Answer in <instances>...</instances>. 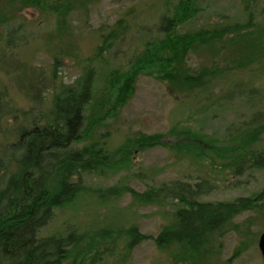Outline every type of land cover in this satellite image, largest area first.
I'll return each instance as SVG.
<instances>
[{
	"label": "trees",
	"instance_id": "16d2710c",
	"mask_svg": "<svg viewBox=\"0 0 264 264\" xmlns=\"http://www.w3.org/2000/svg\"><path fill=\"white\" fill-rule=\"evenodd\" d=\"M4 1L17 5L19 11L28 6L55 14L59 32L73 7L69 0ZM171 7L159 17L156 34L142 44L125 69L108 68L100 75L95 61H102L103 53L110 51L125 32L122 20L116 22L101 38L97 54L84 61L72 83L51 80L45 112L33 108L19 111L0 85V264H99L106 252H118L120 247L129 255L148 240L158 250L166 251L172 264H210L212 243L233 226L232 220L255 208L264 210V188L254 197L208 203L199 199L216 186L205 180L193 184L170 180L141 193L122 183L105 188L87 185L85 177L127 169L135 150L144 152L155 147L173 149L199 161L219 158L222 167L235 176L247 170L264 172V150L253 148L264 135V122L258 118L242 130L229 128L219 144L206 135L176 130L171 132L172 143L162 134H139L111 150L98 136V129L131 99L141 75L166 83L177 94H191L207 91L213 80L224 75V69L202 66L192 70L187 64L190 53L219 54L234 46L241 55L234 61L235 70H240L264 52L261 29L252 19L182 32L180 29L190 26L198 16V0H176ZM3 15L6 13L1 17L4 20ZM16 30L4 35L6 49L20 45ZM4 60L0 51L1 70ZM13 77L33 105L44 101L46 84L23 73ZM10 117L19 121L13 130L3 127ZM124 195L141 205H170L168 224L156 236L142 234L136 226L103 228L93 233L68 226L63 233L41 235L56 211L73 206L82 196L107 202Z\"/></svg>",
	"mask_w": 264,
	"mask_h": 264
},
{
	"label": "rangeland",
	"instance_id": "374dc122",
	"mask_svg": "<svg viewBox=\"0 0 264 264\" xmlns=\"http://www.w3.org/2000/svg\"><path fill=\"white\" fill-rule=\"evenodd\" d=\"M73 7L67 14L62 31L57 30L55 14L26 6L19 11L17 5L0 1V51L4 55L0 69V85L19 111L31 108L46 111L50 98L51 80L70 84L78 76L84 61L97 54L101 38L122 20L125 32L110 51L103 53L102 61L96 60L98 72L109 68L125 69L142 44L156 34L157 22L165 10L171 9L176 0H69ZM52 3V1H51ZM201 10L194 22L183 29L199 26L211 27L226 22L252 23L261 29L264 44V0H198ZM6 5V6H5ZM4 20L1 18L5 14ZM124 22V23H123ZM253 28V27H252ZM16 30L20 45L3 47L4 35ZM236 50V48H235ZM234 46L226 47L219 54L190 53L187 64L192 70L202 66L224 69L221 77L213 80L206 91L177 94L166 83L141 75L134 93L127 103L98 129V136L108 149H115L126 139L139 134H162L172 143V131L190 130L218 140L226 138L227 130L244 129L253 118L264 122V52L247 68L236 69L239 58ZM55 60H58L56 62ZM5 71H8L6 73ZM30 75L47 88L42 93L44 101L33 105L16 85V74ZM104 75L100 78L102 84ZM33 91L30 94L34 93ZM256 113H260L257 115ZM19 124L8 118L6 125L13 130ZM264 150V135L253 146ZM219 158L201 161L166 147L143 151L135 150L131 166L106 176L85 177L87 185L105 188L120 183L136 192L170 180L190 183L207 181L216 188L200 201H233L237 198L254 197L264 188V172L247 170L235 176L222 167ZM170 205H141L124 195L119 199L99 202L90 196H82L76 203L55 213L53 221L41 231V235L64 232L77 227L80 232L93 233L103 228L136 226L145 235L156 236L168 224ZM233 226L212 243L210 264H264L258 248V240L264 233V210L255 208L232 220ZM118 252H106L99 264H172L166 251L158 250L148 240L136 247L129 255L119 247Z\"/></svg>",
	"mask_w": 264,
	"mask_h": 264
},
{
	"label": "water",
	"instance_id": "95a60500",
	"mask_svg": "<svg viewBox=\"0 0 264 264\" xmlns=\"http://www.w3.org/2000/svg\"><path fill=\"white\" fill-rule=\"evenodd\" d=\"M258 248L261 252L262 258L264 260V233H262L258 240Z\"/></svg>",
	"mask_w": 264,
	"mask_h": 264
}]
</instances>
